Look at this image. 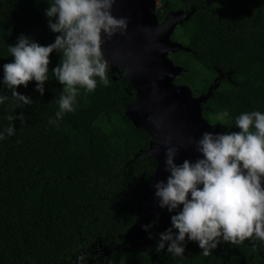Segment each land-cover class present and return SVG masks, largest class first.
Wrapping results in <instances>:
<instances>
[{
    "label": "trees",
    "instance_id": "1",
    "mask_svg": "<svg viewBox=\"0 0 264 264\" xmlns=\"http://www.w3.org/2000/svg\"><path fill=\"white\" fill-rule=\"evenodd\" d=\"M162 1L175 9L176 0ZM46 7V0H0V66L11 61L7 47L21 34L41 45L54 40ZM206 9L196 7L170 37L190 50L169 56L182 68L174 83L198 96L222 72L224 79L201 105L202 117L218 125V132L238 131L234 120L240 112H264V0H211ZM156 15L160 20L159 11ZM58 58L59 53L49 55L43 96L34 82L17 86L32 98L30 105L17 107L0 86L9 96L0 104V129L12 123L16 130L0 140V264H264L247 261L243 244L227 242L207 256L194 242L185 243L183 256L156 252L157 234L175 214L168 211L154 216L153 226L133 240L137 207L152 187L156 165L136 154L147 148L149 135L125 115L134 91L121 70L108 72L107 86L81 91L75 110L58 126L49 125L62 87L51 75ZM224 108L231 119L218 121ZM21 112L23 121L15 118ZM94 114L100 116L90 118ZM10 115L13 121L6 118Z\"/></svg>",
    "mask_w": 264,
    "mask_h": 264
},
{
    "label": "clouds",
    "instance_id": "2",
    "mask_svg": "<svg viewBox=\"0 0 264 264\" xmlns=\"http://www.w3.org/2000/svg\"><path fill=\"white\" fill-rule=\"evenodd\" d=\"M116 0H46L44 16L54 40L41 45L30 37L19 35L7 51L12 58L4 63L0 86L11 93L16 106L30 105L33 100L17 92L27 87L41 96L49 79V55L59 53L51 75L62 86L58 109L48 124L75 110L77 95L93 91L97 84H109V65L101 52L102 38L123 35L128 27L126 16H114ZM9 99L0 93V104ZM13 121V115L6 117ZM24 120L21 112L15 117ZM231 119L222 109L217 120ZM238 131L202 132L189 144L199 154L195 160H174L178 149L165 146L164 180L154 184L158 207L170 215V226L157 234L155 251L165 250L183 256L186 242H194L207 256L218 244H241L248 240L264 242V112L243 111L235 116ZM12 123L0 129V140L15 134ZM19 143V141H17ZM153 222L141 225L148 231ZM151 239V233H149Z\"/></svg>",
    "mask_w": 264,
    "mask_h": 264
},
{
    "label": "water",
    "instance_id": "3",
    "mask_svg": "<svg viewBox=\"0 0 264 264\" xmlns=\"http://www.w3.org/2000/svg\"><path fill=\"white\" fill-rule=\"evenodd\" d=\"M155 6L154 0H116L112 14L128 18L127 30L110 39L103 37L101 44L109 72L121 70L134 91V101L126 107L125 115L136 129L149 135L147 148L136 154H144L156 162L152 187L137 207L132 225V239L135 241L145 232L141 225L149 224L154 216L167 211L158 207L154 197V184L168 175L164 171L165 146L178 149L174 160L177 164L184 159L195 160L199 154L189 144V138L198 139L205 131L217 132L202 117L201 105L208 101L222 76L218 71L206 92L198 96H193L187 86L174 83L182 68L170 60L169 54L190 50L170 37L177 25L190 18L193 10L168 13L164 21L159 22ZM112 79L116 78L112 76ZM97 249L103 250L105 257L110 255L105 247Z\"/></svg>",
    "mask_w": 264,
    "mask_h": 264
},
{
    "label": "flooded vegetation",
    "instance_id": "4",
    "mask_svg": "<svg viewBox=\"0 0 264 264\" xmlns=\"http://www.w3.org/2000/svg\"><path fill=\"white\" fill-rule=\"evenodd\" d=\"M154 1H155V5H156L155 6V13H156V11L160 12L161 19L159 20V18H158V20H159V22H163L168 13H172V12H187L189 10H193V12H194L196 10V7H198V6H199L200 9L207 10L206 6H207L208 2H210L211 0H176L175 3H174L175 4L174 5L175 9H172V10L171 9H166L167 4L163 3L162 0H154ZM196 4H198V6H196ZM164 8H165V10H164ZM169 56H170V54H169ZM216 76H218V72H217ZM224 77L225 76L222 73V76L219 77V81L224 79ZM213 79L211 80V83H212ZM201 109H202V106H201ZM205 109H207V108H205ZM210 126H211L212 129H215L216 131L218 130L216 128L218 125L210 124ZM241 244H243L245 247H248V249H249V250H247V251H249V254L246 257L247 261L255 263V260L257 262V259H260L262 261L264 260V242H259V241L255 242V247H253L252 244H250L248 240H245ZM94 252H96V251H94ZM96 260L97 261H101L102 259L100 258V259H96ZM73 264H76V263L74 262ZM247 264H249V262Z\"/></svg>",
    "mask_w": 264,
    "mask_h": 264
},
{
    "label": "rangeland",
    "instance_id": "5",
    "mask_svg": "<svg viewBox=\"0 0 264 264\" xmlns=\"http://www.w3.org/2000/svg\"><path fill=\"white\" fill-rule=\"evenodd\" d=\"M96 116H100V115H98V114H94V115H92L90 118H92V119L97 118Z\"/></svg>",
    "mask_w": 264,
    "mask_h": 264
}]
</instances>
